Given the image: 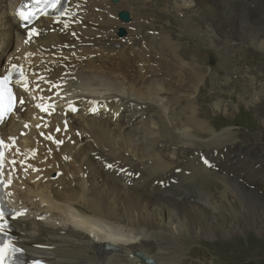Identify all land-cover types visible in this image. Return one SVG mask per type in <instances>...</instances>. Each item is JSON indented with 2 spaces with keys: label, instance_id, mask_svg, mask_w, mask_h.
Here are the masks:
<instances>
[{
  "label": "bare ground",
  "instance_id": "1",
  "mask_svg": "<svg viewBox=\"0 0 264 264\" xmlns=\"http://www.w3.org/2000/svg\"><path fill=\"white\" fill-rule=\"evenodd\" d=\"M192 1L194 6H202L218 33L228 34L226 28L232 25L226 18L233 11L224 15L211 9L208 0ZM126 2L87 0L81 26L75 25L71 31H80L81 44L68 34L55 32L41 37L37 45L22 48L37 55L33 66L43 60L36 67L39 71L53 69L50 78L57 80L53 87L56 95L63 96L53 101L54 95L46 91L48 84L35 86L30 80L27 90L36 97L32 100L29 95L28 103L11 114L0 131L8 155L6 214L0 224L12 248L19 250L16 254L21 261L24 252L25 263L139 264L136 254H141L153 264H182L188 241L212 242L241 233L240 227L227 221L229 193L237 196L243 190L253 201H264L261 182L258 189L263 196L243 183L228 185L223 179L225 187L217 196L210 186L199 191L196 200L179 199L173 193L177 187L169 183L172 178L194 183L199 171L210 174L195 158L182 159L185 153L201 147L213 153L227 141L228 130L216 133L206 128L200 114L196 93L204 71L196 62L184 68L181 60L187 53L183 49L169 51L173 47L169 34L141 35L144 27L138 23L142 16L133 17L137 19L131 24L138 25L134 31L128 28L129 23H121L117 12L127 10ZM173 6L177 11L185 9L176 2ZM12 8L11 0H0V37L13 43L0 66L16 55L24 35L17 28ZM65 46L71 49L65 50ZM180 46L174 42L176 50ZM38 88L41 91H35ZM51 103L55 107L47 111L36 107ZM73 105H77L78 115H71L76 112ZM215 107L220 108L218 103ZM121 108L122 117L115 118ZM246 150L236 151L232 158L226 156L225 162L231 165L239 160V170L237 165L231 169L249 184L248 177L255 172L247 170L252 162L261 161ZM106 163L126 171L117 176L105 171ZM220 167L230 171L222 164ZM176 169L181 173H174ZM185 171L190 174L186 176ZM132 173L140 177L134 181Z\"/></svg>",
  "mask_w": 264,
  "mask_h": 264
},
{
  "label": "rangeland",
  "instance_id": "2",
  "mask_svg": "<svg viewBox=\"0 0 264 264\" xmlns=\"http://www.w3.org/2000/svg\"><path fill=\"white\" fill-rule=\"evenodd\" d=\"M208 1L211 9L219 10L224 15L233 11L234 14H231L230 18H226L232 25L230 28H226L228 34L218 33L209 18L210 16L201 9L202 6H194L192 0H142L138 1V4L137 1H130L127 5L128 12L130 14L133 12L131 16H142L138 25H143L145 29L142 27L141 35H145V32L150 36H158L163 32L166 35L169 34L172 39L171 45H173L169 51L183 49L182 51L187 53V58H185L187 60H181L182 64H185L184 68L190 67L196 62L197 66L204 71L205 77L202 78L203 82H200L196 93L198 96L197 105L200 114L202 112L204 121L208 124L206 128H210L216 133L223 130L229 131H226L225 140L227 141L222 144L226 147L222 153L224 154L232 146H235L234 151L247 149L246 151L260 160L264 166V92L260 93L261 90H264V0ZM175 2L180 6L185 5V9L175 10L173 8ZM144 9H147V12ZM134 12H138V15ZM135 26L134 23H129V28L137 29ZM183 29L185 33H183ZM174 42L181 44L183 48L180 46V49L176 50ZM260 45L262 48L259 47ZM12 50L13 43L0 37V61ZM165 51L167 50L165 49ZM252 98H255V101ZM216 103L220 108L216 109ZM118 112L115 118L120 116ZM200 137L205 138L204 136ZM196 149L205 151L204 147ZM188 152L185 153V157L193 154L191 151ZM214 162L230 168V162H220L218 158H214ZM258 166L251 164L250 169L247 170L255 172L248 177L249 184L244 183L243 179L242 181L238 180L233 173L229 174L219 170L211 172L209 178L197 177L194 183L187 182L180 188H175L173 193L179 199L187 196L196 200L198 192L210 186V192L217 196L218 191L225 187L224 182L220 181L223 179L228 185H231L233 181L243 183L246 188L263 196L262 191L258 189L260 188L258 184L259 182L264 184V168ZM214 176L216 177L214 178ZM185 193L187 194L185 195ZM245 195V191L241 190L237 196L234 192V194L229 193L226 197L231 204L229 207H225L228 212L227 221L232 227H240L241 233H234L226 239L217 238L212 242L207 239L188 241L185 245L186 260L182 264H264V201H253L252 198ZM218 222L223 221L218 220Z\"/></svg>",
  "mask_w": 264,
  "mask_h": 264
},
{
  "label": "snow or ice",
  "instance_id": "3",
  "mask_svg": "<svg viewBox=\"0 0 264 264\" xmlns=\"http://www.w3.org/2000/svg\"><path fill=\"white\" fill-rule=\"evenodd\" d=\"M59 3V0H54V3H52L51 7L55 8L56 7V4ZM32 15V13H28L27 15L22 11V10H19L17 12V16L22 20V21H25V20H28L29 17ZM32 34H36L35 31H33ZM15 66H13L14 68ZM21 77H23V73H21ZM9 81V77L8 76H5L3 78L2 81H0V86L2 85H5L7 84ZM13 97L11 95V93L8 94V104L7 106H2L0 105V120H2L4 118V116L9 113L13 107H14V104H13ZM20 103L23 104L24 101L23 100H20ZM36 107L40 108L41 111H47L48 108L51 107V105H48V106H44V105H41V104H37ZM3 141H0V145H3ZM58 143H62V142H58ZM3 153H0V157H2ZM0 183H2V181H0ZM17 215H23V213H19ZM3 219V213H0V220ZM0 227H3V226H0ZM11 251L13 253H16L18 252L19 250L18 249H15V248H12ZM5 250L3 247H0V261H3V259L5 258Z\"/></svg>",
  "mask_w": 264,
  "mask_h": 264
},
{
  "label": "water",
  "instance_id": "4",
  "mask_svg": "<svg viewBox=\"0 0 264 264\" xmlns=\"http://www.w3.org/2000/svg\"><path fill=\"white\" fill-rule=\"evenodd\" d=\"M122 19L126 20L127 17L126 16H122ZM137 258L140 259V261H142L145 264H153L151 261L147 260L145 257H143L141 254H136Z\"/></svg>",
  "mask_w": 264,
  "mask_h": 264
}]
</instances>
